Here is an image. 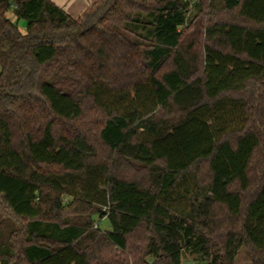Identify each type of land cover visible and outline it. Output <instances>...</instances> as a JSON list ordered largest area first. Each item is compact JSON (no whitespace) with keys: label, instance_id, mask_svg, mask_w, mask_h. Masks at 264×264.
Returning a JSON list of instances; mask_svg holds the SVG:
<instances>
[{"label":"trees","instance_id":"trees-1","mask_svg":"<svg viewBox=\"0 0 264 264\" xmlns=\"http://www.w3.org/2000/svg\"><path fill=\"white\" fill-rule=\"evenodd\" d=\"M213 1L197 63L191 0H0V264H264V0Z\"/></svg>","mask_w":264,"mask_h":264},{"label":"rangeland","instance_id":"rangeland-1","mask_svg":"<svg viewBox=\"0 0 264 264\" xmlns=\"http://www.w3.org/2000/svg\"><path fill=\"white\" fill-rule=\"evenodd\" d=\"M198 0H191V11L189 14V21L186 27L182 29V35L183 40L181 43V50L184 52H189V54L193 55L196 57L198 60L197 63H200L203 59V47L207 43L206 36L204 34V30L207 25H210L213 22H218V21H225V22H231V23H236L240 22V19L237 17V12L235 11L234 13H228V12H217V13H212L208 12L207 8L204 9L203 13H201L196 5ZM215 4V7L220 8V2L219 0H214L213 1ZM11 20L18 24L21 31L23 33L27 32V23L23 19H16V17L13 14H10ZM171 66H168L166 70L171 69ZM1 68H0V73H1ZM238 109L231 110L232 112H224L221 115H218L216 117V126L218 127H226V128H235L240 124L241 121V116H240V111ZM227 113V114H226ZM229 114V115H228ZM95 114H91L90 118H95ZM103 120H98V121H88L90 124L89 127L90 129L96 130L98 126L101 124ZM95 133V131H94ZM101 157L103 159L107 158L109 156L108 153L105 152V150L102 148L101 149ZM122 172L127 175V177H132L140 181H145L147 176V171L142 170L141 167L137 164L135 166H123L121 167ZM180 193L178 194H172L171 197V202L175 206H179L181 208L189 210L190 207V199L194 195V187L192 182L190 181L187 183L185 186H181L179 189ZM100 227L103 229H111V226L109 225L108 221L105 219H102L100 223H98ZM183 264H197V262L194 260L193 257H187L184 259ZM235 264H250V260L248 258V252L247 248L243 247L240 251L239 256L236 259Z\"/></svg>","mask_w":264,"mask_h":264},{"label":"crops","instance_id":"crops-1","mask_svg":"<svg viewBox=\"0 0 264 264\" xmlns=\"http://www.w3.org/2000/svg\"><path fill=\"white\" fill-rule=\"evenodd\" d=\"M72 18L78 19L84 12L94 7L100 0H51Z\"/></svg>","mask_w":264,"mask_h":264}]
</instances>
